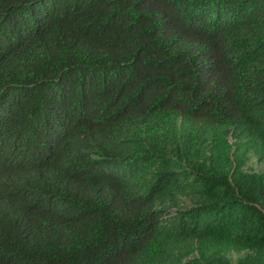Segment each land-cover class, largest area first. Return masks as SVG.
Here are the masks:
<instances>
[{"label": "trees", "instance_id": "trees-1", "mask_svg": "<svg viewBox=\"0 0 264 264\" xmlns=\"http://www.w3.org/2000/svg\"><path fill=\"white\" fill-rule=\"evenodd\" d=\"M264 0H0V264H264Z\"/></svg>", "mask_w": 264, "mask_h": 264}, {"label": "rangeland", "instance_id": "rangeland-1", "mask_svg": "<svg viewBox=\"0 0 264 264\" xmlns=\"http://www.w3.org/2000/svg\"><path fill=\"white\" fill-rule=\"evenodd\" d=\"M246 170L253 171V170H262L264 169L262 164L258 163L255 158H250L247 161V164L245 166Z\"/></svg>", "mask_w": 264, "mask_h": 264}]
</instances>
